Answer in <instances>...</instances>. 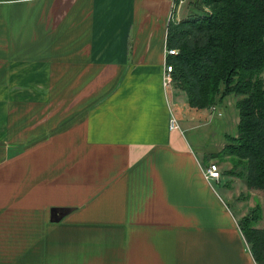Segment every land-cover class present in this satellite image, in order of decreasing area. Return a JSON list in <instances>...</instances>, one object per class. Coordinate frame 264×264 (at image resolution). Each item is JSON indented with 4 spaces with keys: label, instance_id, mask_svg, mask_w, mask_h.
Returning <instances> with one entry per match:
<instances>
[{
    "label": "crops",
    "instance_id": "crops-1",
    "mask_svg": "<svg viewBox=\"0 0 264 264\" xmlns=\"http://www.w3.org/2000/svg\"><path fill=\"white\" fill-rule=\"evenodd\" d=\"M173 7L0 0V264H257L203 174L224 120L163 86Z\"/></svg>",
    "mask_w": 264,
    "mask_h": 264
},
{
    "label": "trees",
    "instance_id": "trees-1",
    "mask_svg": "<svg viewBox=\"0 0 264 264\" xmlns=\"http://www.w3.org/2000/svg\"><path fill=\"white\" fill-rule=\"evenodd\" d=\"M200 2L201 14L169 21L167 48L177 50L167 57L173 83L198 109L239 96L237 136L220 152L243 160L247 187L264 191V0ZM238 225L254 260L264 264V228L247 217Z\"/></svg>",
    "mask_w": 264,
    "mask_h": 264
},
{
    "label": "rangeland",
    "instance_id": "rangeland-1",
    "mask_svg": "<svg viewBox=\"0 0 264 264\" xmlns=\"http://www.w3.org/2000/svg\"><path fill=\"white\" fill-rule=\"evenodd\" d=\"M176 1L174 0L175 6L173 7V20L175 22H178L177 17L183 20L194 13L201 14L200 12L206 9L200 0H178L177 5ZM262 77L264 78V72L262 73ZM175 89L180 90L176 86ZM238 98L239 96L230 94L225 96L221 101L219 100L207 107L209 112L213 111L215 116H220L224 120L219 130H217L216 124L206 126L203 129V133L211 130L209 133L215 143L212 146L209 141L207 146H210V150L214 149L220 137H223L226 145L232 141L230 136H237L239 114L236 101ZM220 130H226L228 133L224 136ZM206 161L218 164L221 178L219 182L214 183L215 187L218 191L221 190V192L227 195L229 207H231L237 217L238 223L245 217L254 225L263 223L261 221L264 219V191L251 190L247 187L245 162L236 156L222 154L220 151L209 154Z\"/></svg>",
    "mask_w": 264,
    "mask_h": 264
},
{
    "label": "built area",
    "instance_id": "built-area-1",
    "mask_svg": "<svg viewBox=\"0 0 264 264\" xmlns=\"http://www.w3.org/2000/svg\"><path fill=\"white\" fill-rule=\"evenodd\" d=\"M174 3V0H172ZM166 57L172 54H176L177 50L175 49H169L166 48ZM173 85V77H172V65L168 62L165 63L164 66V72H163V86L165 89L171 88ZM169 127L170 129H176L178 128L177 120L174 116H171L169 120ZM203 174L207 181H218L220 178V170L219 166L215 162H209L204 168H203Z\"/></svg>",
    "mask_w": 264,
    "mask_h": 264
}]
</instances>
